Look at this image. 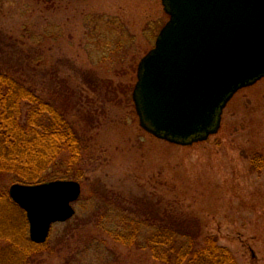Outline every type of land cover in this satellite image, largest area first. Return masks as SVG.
<instances>
[{
  "label": "rangeland",
  "instance_id": "obj_1",
  "mask_svg": "<svg viewBox=\"0 0 264 264\" xmlns=\"http://www.w3.org/2000/svg\"><path fill=\"white\" fill-rule=\"evenodd\" d=\"M167 20L161 0H0V72L64 110L83 143L73 176L59 164L46 172L78 181L81 194L39 264H157L113 231L167 212L195 222L200 239L215 236L237 264H264V78L232 97L205 141L147 133L131 93ZM14 183L0 175L10 200Z\"/></svg>",
  "mask_w": 264,
  "mask_h": 264
},
{
  "label": "water",
  "instance_id": "obj_2",
  "mask_svg": "<svg viewBox=\"0 0 264 264\" xmlns=\"http://www.w3.org/2000/svg\"><path fill=\"white\" fill-rule=\"evenodd\" d=\"M168 20L137 65L132 100L140 127L188 146L218 132L223 110L264 78V0H161ZM72 180L13 184L29 239L44 244L57 222L75 214Z\"/></svg>",
  "mask_w": 264,
  "mask_h": 264
},
{
  "label": "trees",
  "instance_id": "obj_3",
  "mask_svg": "<svg viewBox=\"0 0 264 264\" xmlns=\"http://www.w3.org/2000/svg\"><path fill=\"white\" fill-rule=\"evenodd\" d=\"M82 149L64 110L0 72V175L22 184L70 178ZM57 164L65 178H48L46 172ZM23 214L0 189V264H39L44 245L29 240ZM142 221L132 220L127 233L115 230L113 235L124 244L149 249L157 264H237L215 236L200 239L199 228L187 216L167 212Z\"/></svg>",
  "mask_w": 264,
  "mask_h": 264
}]
</instances>
